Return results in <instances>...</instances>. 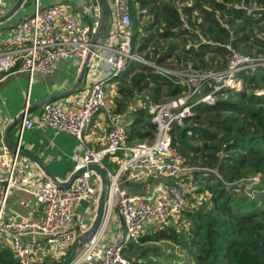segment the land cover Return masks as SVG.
<instances>
[{
	"label": "built area",
	"instance_id": "2783aa9c",
	"mask_svg": "<svg viewBox=\"0 0 264 264\" xmlns=\"http://www.w3.org/2000/svg\"><path fill=\"white\" fill-rule=\"evenodd\" d=\"M110 9L114 41L109 45L94 42L95 26L81 23L62 4L40 7L38 0H35L32 13L22 19L7 38L0 37V77L18 62V69L30 75L51 74L56 60H83L89 52H92L91 57H99L107 65L106 72L91 82L84 97L74 98L66 106L47 101L36 120L27 118L24 112L20 125L19 137L23 130L38 125L51 127L55 133L70 134L82 142L83 132L95 115L102 113L108 123L107 142L103 147H82L72 155V172L90 164L104 168L108 193L98 230L77 247L70 264H131L123 250L144 234L145 226L149 224L150 231H155L185 209L183 177L191 176L196 168L174 143L173 127L193 116L196 104L214 103L216 94L223 89L239 90L243 83L240 72L264 66V56H251L227 43L225 66L211 70L191 69L186 74L183 93L149 106L153 138L130 142L128 125L109 97L108 85L139 58L132 45L129 0H110ZM95 46L101 47L102 55L91 51ZM254 93L264 95V88ZM19 149L17 144L16 151L12 152L0 140V246L11 250L17 264H36L32 246L22 237L24 232L37 233L54 252L62 245L73 247L78 236L90 225L86 215L94 216L100 180L91 170L82 172L67 187L44 178L31 190L41 216L6 217V202L11 191L22 186L33 165L30 159L20 160ZM118 152L122 155L116 159L114 167L104 164L106 156H115ZM154 174H162L166 180L150 195L131 194L122 186L123 182H141ZM261 179L262 175L256 173L226 184H238L236 190L242 189L253 198L259 192L256 187ZM83 199L88 205L83 212L75 211ZM110 223L114 225L112 231Z\"/></svg>",
	"mask_w": 264,
	"mask_h": 264
},
{
	"label": "trees",
	"instance_id": "16d2710c",
	"mask_svg": "<svg viewBox=\"0 0 264 264\" xmlns=\"http://www.w3.org/2000/svg\"><path fill=\"white\" fill-rule=\"evenodd\" d=\"M185 1L129 0L131 28L139 25V19L132 16V9L148 7L151 11H158L159 17L152 19L149 29L157 23L159 38L180 35L186 31V25H196V35L207 37L199 47L226 52L225 45L230 43L237 49L243 45L242 52L249 54L253 45L258 49L256 55L264 56V0H255L259 3L257 10L249 8L254 0H192L189 6ZM191 11H195L194 23L181 14ZM221 17L224 22L220 21ZM260 21L263 23L255 31L254 25ZM135 37L131 33L133 47ZM144 46L141 43L139 48ZM169 56L168 50L160 53L157 60L164 61ZM131 66L132 63L123 75L129 72ZM140 69L148 73L137 74L132 79L133 85L137 90L142 89L144 85H140L139 81L147 77L145 83L150 82L153 86L150 89L152 103H158L159 94L172 97L186 90L170 76L151 72L144 65ZM239 76L246 88L223 89L219 94L227 97L216 98L212 104H196L194 115L185 119L194 120L195 125H175L172 131L174 143L190 162L196 158L195 154H200L197 161L200 168L193 174L206 172L207 175H202L199 182L204 185L194 192L200 194L207 191L209 197H202L199 202H188L178 216L152 233L141 236L139 242H159L172 249L178 248L188 253L194 264H264V95L254 93L256 89L264 88V66L244 70ZM118 92L126 95L127 91L119 87ZM148 109L149 106H144L134 111L128 126L130 142L153 138L154 125ZM203 121L208 123V128L196 126ZM250 133L253 136L246 139ZM195 135L212 144L201 147L191 143ZM189 154L193 157L187 156ZM121 155L118 152L112 156L113 167ZM207 167L212 169L206 170ZM256 173L261 174L262 179L256 187L259 192L253 198L243 193L242 189L236 190L238 184H226L247 179ZM133 245V242L129 243L123 254ZM63 259L52 260L48 264H59ZM0 264H17L8 247L0 246ZM41 264L47 263L44 261Z\"/></svg>",
	"mask_w": 264,
	"mask_h": 264
},
{
	"label": "crops",
	"instance_id": "0c3cea01",
	"mask_svg": "<svg viewBox=\"0 0 264 264\" xmlns=\"http://www.w3.org/2000/svg\"><path fill=\"white\" fill-rule=\"evenodd\" d=\"M16 1L0 0V16L6 14ZM108 2L110 5V0ZM185 2L189 6L192 0ZM34 3L35 0H25L11 17L0 22L1 38H7L17 28L20 21L32 13ZM56 3L62 4L66 9L74 13L81 23L94 25L95 31L92 36L100 45L113 43L114 28L111 13L108 21L103 26V15L100 7L92 6L90 2L88 3V0H38L40 7ZM156 4L158 5V1ZM253 7L256 10L259 9V3L255 2V0L250 3V10ZM181 14L183 18L194 23L195 11ZM132 16L139 19V25L136 28H131L132 35L136 36L137 51L149 48L150 46L148 45L151 44L152 40L146 39L150 36L152 30L157 34L156 27L159 26L156 23L149 29V24L152 22V19L156 20L159 17L158 11H151L148 7H134L132 9ZM220 21L224 22V18L221 17ZM262 23L263 21H260L258 25H254V30L257 31V28H259L257 26H260ZM185 28L186 31L184 33L168 39L159 38L157 35L153 36L152 39L158 38L161 44L164 42L165 44H170L169 47L166 44L159 52L154 51L155 55L159 56V53L169 50V58H175L179 65L192 64L193 66L204 68H207L212 63L216 64L220 62L221 59H224L226 63L225 51L219 52L199 47V44L205 42L207 37L196 35V25H192L191 27L186 25ZM258 34H261V32L258 31ZM141 43L145 44L143 48H139ZM247 44L251 45V43ZM251 46L256 48V46ZM93 51L100 55L103 54L100 46H95ZM250 51H253L252 48ZM83 61L84 59L76 58L59 59L56 60L55 69L51 74L38 73L33 75H30L27 71L18 69V62L0 77V140L5 144L4 138L6 136L8 143L15 147L19 144L20 149L35 155L51 174L59 180L68 178L72 173V155L76 150L78 151L82 147L98 149L106 144L109 126L105 116L102 113L94 116L83 132L82 142H79L70 134L63 132L55 133L51 127L38 125L23 130L19 137L22 120L12 127L11 125L24 112H26L25 116L27 118L36 120L42 112L43 104L47 101L66 106L70 100L84 97L91 82L106 72L107 65L99 57H91L81 82L78 86H75L79 79ZM225 63L223 66H225ZM120 77L114 78L109 82L108 94L111 99L112 97L115 99V101L112 100L115 108L123 114L126 124L129 126L133 113L137 108H133L130 101L120 99L122 96L118 92V86L121 83ZM20 156V160L28 159L23 155ZM113 158L112 156L105 158L104 164L113 166ZM32 163V168L23 181L22 186L13 189L7 199L5 208L6 217L22 219L26 217L39 218L41 216L39 205L34 203L31 190L37 182L47 177L35 162L32 161ZM157 176L161 180H158ZM164 179L166 180L162 174H154L141 182H123L122 186L131 194L150 195ZM75 211L77 210L75 209ZM86 217V222L91 223L92 217L90 215H86ZM109 230H114L112 223L109 224ZM146 232L152 233L153 231L145 230ZM22 237L32 246L36 264H41L44 261L48 264L52 260H61L68 255L67 253L72 248L70 245H62V248H57L54 252L46 246L44 240L37 233L31 230H26ZM135 242L138 243V240Z\"/></svg>",
	"mask_w": 264,
	"mask_h": 264
},
{
	"label": "rangeland",
	"instance_id": "374dc122",
	"mask_svg": "<svg viewBox=\"0 0 264 264\" xmlns=\"http://www.w3.org/2000/svg\"><path fill=\"white\" fill-rule=\"evenodd\" d=\"M158 27H156V30L158 32ZM259 30V28H258ZM157 35L155 33L154 30H152V33H150V36L147 37L150 40H152L151 44L148 45L150 46L149 48H144L141 51H137V44L134 45V51L136 53V55L138 56L139 60L137 61H133L132 62V68H130L129 72L126 75H121L120 77V81L121 83L119 84L118 87H122L124 88L127 92L126 95L121 96V100H125V101H130V103L133 105V108H138V107H146L148 108V106L153 105L155 103H152L150 100V89L153 88L152 84L149 82L148 84L145 83L147 81V77H144V79H142L141 81H139L140 85H144V87L140 90H137V87L135 88L133 85V78H135L137 76V74H147L148 71H144L142 69H140V66L144 65L147 67V69H149V71L154 72V73H160V74H164L167 76L172 77L173 79H175V81L177 83H180L184 86L185 85V80H186V74L191 70V69H199V70H211V69H216L215 67H217V69H219L220 67H223L224 59H221L220 62L214 64L212 63L210 66H208L207 68L204 67H196L193 66L192 64H185V65H179L175 58H168L166 60H164L163 62L158 61L157 58L159 56L155 55V52H159L162 47L166 46L165 42L163 44H161V41L158 38H154L152 39L151 36ZM148 36V35H147ZM165 44V45H164ZM243 45H241L240 48H238L239 50L242 51L241 48ZM153 47V49H152ZM160 48V49H159ZM253 51L249 52V55L251 56H258L256 54L258 49L251 47ZM155 51V52H154ZM160 54V53H159ZM225 60H226V52H225ZM245 85L241 84V88L240 89H244ZM207 86H204V89H206ZM239 89V90H240ZM119 90V88H118ZM209 90V88L207 89ZM206 90V91H207ZM247 92H250L249 90H246ZM113 92V91H112ZM255 92V91H254ZM109 93V91H108ZM111 93V92H110ZM163 93V91L161 92ZM231 95L228 94V97ZM159 100L158 102H163L165 100H167L169 98V96L163 95V94H159ZM227 97V95L224 94H216L215 99L216 98H224ZM117 99V98H116ZM119 99V100H120ZM113 101H115V99L112 97ZM138 101V102H137ZM132 110V109H131ZM193 115H194V111H193ZM206 116V115H204ZM195 125L194 120H187L184 121V123L182 124V126H192ZM196 126H200V127H205L208 128L207 126L208 123L206 122H199ZM176 133V132H174ZM151 138H143V139H138L135 141H146V140H150ZM191 143L196 144L198 146H203L204 144H208L211 145L212 143L209 141H204L202 139H199L197 137V135L194 136L193 139H191ZM190 157H193L192 155H187ZM194 156H196V158H194V160L191 162V164L196 168V170H199L197 168H200L197 164L198 159H200V154H195ZM212 168H206V170H211ZM207 175L206 172L203 173H196V175L194 176V174H192V176L190 175H186V177H183V180L185 183L184 186V191H185V196H186V201L188 202H192V200L199 202L201 200L202 197H209L210 193L205 191L204 193H200V194H196L194 192V190H196L198 187H202L204 185V183H200L199 179H201V177ZM158 180H161L158 176L156 177ZM192 181V182H191ZM150 225L147 224L145 226V230L150 231ZM147 233V232H146ZM144 232V234L142 236H144L146 234ZM134 245L132 247H130V249L125 251V254H123L124 256L130 258L131 260V264H194L193 261L191 260V257L189 256L188 253L184 252V251H180L178 248H170V246H168L167 244L164 243H159V242H152V241H148V242H133ZM160 244V245H159ZM72 249V248H71Z\"/></svg>",
	"mask_w": 264,
	"mask_h": 264
},
{
	"label": "water",
	"instance_id": "95a60500",
	"mask_svg": "<svg viewBox=\"0 0 264 264\" xmlns=\"http://www.w3.org/2000/svg\"><path fill=\"white\" fill-rule=\"evenodd\" d=\"M24 1L25 0H17L15 2V4L12 6V8H10L6 12V14H4L3 16H0V22L11 17L21 7V5L23 4ZM89 2L94 7L95 6L100 7V9L102 11V15H103L102 16V25L104 26L106 24V22L108 21L110 13H111V9H110V5H109L108 0H88V3ZM93 41L97 42L95 39H93ZM92 50H93V48L91 49V51ZM91 55H92V52H89V54L85 57L83 64H82V68L80 70L78 82L75 86H78L79 83L81 82V80L84 76L85 70L89 64ZM67 93H69V92H67ZM57 95H59V94H57ZM23 116H24V113H22L18 118H16L14 120V123L11 125V127L13 125H15L16 123L20 122L22 120ZM252 136H253V134L250 133L249 135L246 136V139H250ZM4 142L12 152L16 151V147L13 146L12 144L8 143L6 136L4 138ZM19 154L23 155L26 158L30 159L31 161L35 162L38 165V167L43 171V173L46 175L47 178L51 179L57 185L62 186V187L69 186L72 183V181L76 177H78L82 172H84L85 170H91L99 176L100 193H99V198H98V202H97V205L95 208V212H94V216L92 218V221H91L88 229L83 233V235L78 236L76 243L73 245V247L70 250V252L68 253V255L62 261L59 262V264H70L74 258L77 247L83 245L92 235H94L96 233V231L98 230V228H99V226L103 220L105 202H106L107 193H108V182H107L106 172H105L103 167L96 165V164H90L87 167H83L77 171L72 172L68 176V178H66L64 180H59V179L55 178L51 174V172L46 168V166L32 153L25 151V150H22V149H19ZM87 205H88L87 200H84V199L80 200L79 204L76 206V210L79 212H83Z\"/></svg>",
	"mask_w": 264,
	"mask_h": 264
}]
</instances>
